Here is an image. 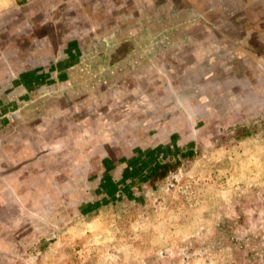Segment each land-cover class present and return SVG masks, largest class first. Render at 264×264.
I'll list each match as a JSON object with an SVG mask.
<instances>
[{
    "label": "crops",
    "instance_id": "0c3cea01",
    "mask_svg": "<svg viewBox=\"0 0 264 264\" xmlns=\"http://www.w3.org/2000/svg\"><path fill=\"white\" fill-rule=\"evenodd\" d=\"M235 1L0 0V56L6 57L4 62L23 64L14 74L26 82L16 89L29 93L37 79L46 82L37 87L47 88L51 79L59 84L80 75L87 63L115 67L112 78H132L115 90L151 95L143 97V112L150 105L171 112L163 119L164 128L152 137L140 133L147 138L142 141L157 142L146 153L158 154L154 168L163 156L160 142L169 143V152L176 147L171 143L178 141V122H191L194 110L206 118L204 114L211 109L208 87L195 92H200V106L193 102V79L203 81L220 71V79L231 86L219 85L215 92L232 94L227 96L231 102L226 98L222 103L223 110H236L239 116L250 111L254 117L264 109V0L245 6L234 5ZM227 14L241 15L243 22L238 18L230 23ZM180 78L184 79L182 87L176 85ZM150 85L152 90L146 92ZM129 86L136 90H128ZM163 95L170 96L168 102L155 101ZM132 109H122L119 125L144 122L145 115H136ZM175 110L184 114L177 118ZM112 120L101 119L105 122L100 124L104 126L101 139L95 125L87 128L88 133L73 130L48 135L47 149L5 151L7 171L3 173L0 159V264H145L146 255L148 264H158L161 215L107 209L130 199L124 196L138 186L129 183L139 172L136 165H130L134 160L121 171L114 167L112 156L102 155L104 147L111 148L108 127ZM151 124L161 125L160 120ZM81 136H85L83 147ZM98 140L105 145L98 146ZM236 148L232 150L235 164L228 173L231 180L241 181L240 165L241 173L235 168L243 162L237 159ZM97 151L102 164L91 168L89 162ZM125 155L128 159L133 154ZM247 159L252 161L243 171L244 179L248 176L247 181L264 187V154L258 155L256 147ZM157 171L156 167L152 174ZM132 201L139 202V198ZM218 216L223 220L230 215ZM173 218L168 226L176 234L177 215Z\"/></svg>",
    "mask_w": 264,
    "mask_h": 264
},
{
    "label": "rangeland",
    "instance_id": "374dc122",
    "mask_svg": "<svg viewBox=\"0 0 264 264\" xmlns=\"http://www.w3.org/2000/svg\"><path fill=\"white\" fill-rule=\"evenodd\" d=\"M251 1L253 0H236L234 5H239L240 2L245 6ZM230 7L232 6H228V9ZM226 16L225 19L230 20V23L238 18L243 22L241 15H237V18L228 14ZM4 59L6 60V57L0 56V159L4 161L1 173L7 171L5 155L8 154L5 151L13 153L15 150L24 151L27 148L34 151L47 149L48 135L61 131L72 133L73 130L88 133V127L95 128V125L98 126V139H101L100 134L103 133L104 126L100 124L105 123L101 122V119L113 118L108 127L109 134H112L111 148L104 147L105 152H102V155L112 156L114 167L121 171L129 161L134 160L130 165H136L139 172L132 175L135 177L134 182L130 180L129 183L132 187L137 182L138 186L135 185V188L129 190L130 194L124 196L130 199L127 202L123 199L122 205L116 202L119 204L107 209H112L114 213L125 210V213L133 215H161V244L160 250L157 249L156 252L159 251L160 260L156 263L264 264V187L260 188L247 181L248 176L244 179L243 172L252 161L247 158L254 154L256 147L258 155L264 154V109L259 110L258 115L255 113L254 117H250V111H240L239 116L236 110H223L222 103L226 101L227 96L232 97V94L219 95L215 92L219 85L231 86L220 79V71H214V77L203 81L193 79V102L200 106V92H195L201 87H208V103L211 109L208 115L204 114L206 118H202L199 110H194L191 122H178L181 124L177 126L178 141L171 143L176 144L171 152L167 148L169 143L160 142V153L163 156L158 158L160 164H155L159 165L156 166L158 171L153 175L152 163L158 154L146 153L151 151L149 148L157 142L142 141V138H147L140 133L152 137L153 132L164 128L163 119L171 112L157 110L152 105L143 112L140 110L143 97L151 95L135 92L126 95L127 93L120 94L115 90L126 80L131 83L132 78H112L110 73H114L115 67L111 69L104 67L103 63L102 67L87 63L86 67L80 70V75L70 77L64 82L57 84L56 80L49 79L47 88L37 87L46 83L44 79H37L33 92L29 93L25 92V89H16V85H24L26 82L22 76L15 78L14 74L22 69L23 64L7 63ZM178 80L180 82L176 85L182 87L184 79ZM129 89L133 91L136 87L129 86ZM151 90V85L146 88V92ZM169 99V95H163L155 101L168 102ZM228 100L231 102V99ZM125 108H133L132 112L136 115L143 113L146 119L138 125V122L127 125L125 121L123 126L119 125V117L124 116L122 109ZM174 112L177 118L184 114V111ZM154 120H160L161 125L153 126L151 122ZM58 123L61 124V130H56ZM84 137L81 136V147L85 145ZM140 138L141 141L138 140ZM96 144L105 145L100 140ZM237 146L236 151L239 149L240 153H236L239 155L237 159L243 163L236 164L235 169L239 173L237 166L240 165L243 177L241 181L231 180L228 173V170L231 172L230 169L234 167L232 150ZM140 147L143 150L140 151ZM125 153L133 155L127 159ZM95 155V160L89 162L91 168L95 164L97 167L102 164V156L98 151ZM225 155L229 156L224 157ZM243 160L247 164H244ZM257 179L259 180L258 175ZM231 188L235 190H230ZM136 198H139V202H129ZM105 212L107 213V210ZM222 213L230 216L219 220L218 215ZM174 215H177L176 234L175 230L168 226L169 222L172 223ZM193 215L198 217L193 218ZM134 226L135 230L139 228L136 224ZM144 260L145 264H148L147 255Z\"/></svg>",
    "mask_w": 264,
    "mask_h": 264
},
{
    "label": "trees",
    "instance_id": "16d2710c",
    "mask_svg": "<svg viewBox=\"0 0 264 264\" xmlns=\"http://www.w3.org/2000/svg\"><path fill=\"white\" fill-rule=\"evenodd\" d=\"M156 166H157V165L154 166V169H155ZM152 172H153V171H152Z\"/></svg>",
    "mask_w": 264,
    "mask_h": 264
}]
</instances>
